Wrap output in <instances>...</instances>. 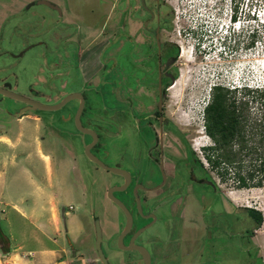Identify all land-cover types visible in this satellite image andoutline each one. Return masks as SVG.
I'll list each match as a JSON object with an SVG mask.
<instances>
[{
	"label": "rangeland",
	"instance_id": "374dc122",
	"mask_svg": "<svg viewBox=\"0 0 264 264\" xmlns=\"http://www.w3.org/2000/svg\"><path fill=\"white\" fill-rule=\"evenodd\" d=\"M53 1L62 11L68 12L67 21L70 24L60 23L61 16L57 14V10L44 3L34 0H0V28L6 35L0 39V76L15 84V92L25 95L29 92V86L39 88L37 83L42 74L55 73L48 68L51 63L57 62L64 64V67L58 70L61 73L53 77V80L56 84L63 85L62 91L73 89L79 85L80 79L76 78L73 69L67 74L64 73L70 68L73 60L69 47H65V51L58 48L54 52H46L40 44L26 49H23V45L38 37L54 44L58 40L52 36L53 31L62 33L71 30L73 33L83 31L90 34L101 24L107 29L116 28V38L106 42L102 49L100 59L104 66L99 73V82H95V79L83 82L88 84V88L84 90L80 119L100 125V128L95 130L98 142L90 147L92 153L108 165L120 155L121 164L128 165L131 152L129 132L126 131L118 137L113 136L116 123L106 122V114L116 107L129 105L132 62L127 33L139 27V17L142 18L145 13L139 7L138 0ZM162 1L163 9H167L169 13L159 31V38H167L177 45L176 60L171 67L174 76L179 75L171 92L170 89L167 90V113L177 120L180 127L189 130L193 153L208 175L214 179L222 206L228 210L232 209L236 220L227 234L217 229V249L210 261L204 255H197L196 239L202 238L203 235V230L197 227L198 224L201 225L198 203H189L187 206L189 213L194 215L189 222L176 226V222L172 221L167 230L168 223L157 220L139 234L137 241L145 243L150 249V264H264V187L236 188L230 180L219 179L202 151V146L211 143L210 137L203 129V106L210 96L213 83L227 86L243 82L264 85V0ZM231 13L235 14L234 17L230 16ZM95 49L89 46L88 55L82 56L86 60L94 61L90 64L93 67L89 66L90 72L99 63L95 62ZM10 51L16 53L14 57L9 55ZM33 99L46 103L57 101L53 96L49 99L33 96ZM77 104L78 100L71 98L54 110L26 111L39 115L45 124L48 120L51 124L55 120V125L65 130L63 133L58 132V135L73 143L81 157L74 166H71V161L66 162L68 184L65 183L64 186L68 185V188L63 186L62 194L58 192L59 196L61 195L57 205L58 232L53 231L51 227H45L48 237H44L42 230L37 226L38 223L36 225L35 221L29 222L25 213H7L9 208L0 211V214L7 213L12 219L8 227L6 222L1 220L3 229L10 230L22 239L21 250H24L26 255L37 254L34 250L42 245L38 240L44 242L43 244L52 245V240L55 239V245L63 249L58 252L56 258L59 264H82L81 257L90 260L89 264H101L94 249L97 218L101 229V249L107 261L110 264H131L124 260L122 252L117 250L111 241L112 234L124 220L120 208L107 197L108 188L114 185L118 178L115 173L89 159L84 153L81 139L75 134L70 135L69 131L66 132L68 129L74 130L71 115ZM19 105L18 99L0 94V124H18L9 116L8 111ZM84 141H89L88 135L84 136ZM101 146L107 150L104 155L100 150ZM42 150L44 151L45 147ZM55 153L66 157L63 147L59 145ZM21 158L22 155L19 154L14 160L10 159L11 163L7 160L3 167L5 188L10 192L33 187V184L26 183V172L18 169ZM32 160L34 168L28 171L35 183L44 170L46 171V166L42 157L33 156ZM199 188L204 189V186ZM128 189L129 187L126 190L113 191V194L126 205L135 219L140 218L136 225H141L144 219L135 216L136 206L128 194ZM138 198L143 212L147 202L143 201L139 193ZM68 205H71V208L65 212ZM213 206L220 208L218 200ZM247 206L259 209L262 213V222L256 228H252V221L241 209ZM154 211L160 216L163 209L160 207ZM220 220L222 222L223 218L219 214L217 221ZM108 236L110 245L105 242ZM155 238L157 241H169L168 252L162 256L157 254L160 251L157 243H152ZM28 249L34 250L30 253Z\"/></svg>",
	"mask_w": 264,
	"mask_h": 264
},
{
	"label": "flooded vegetation",
	"instance_id": "af4514ba",
	"mask_svg": "<svg viewBox=\"0 0 264 264\" xmlns=\"http://www.w3.org/2000/svg\"><path fill=\"white\" fill-rule=\"evenodd\" d=\"M49 1L51 5H46L57 10V14L61 16L60 23L70 24L67 21L68 12L62 11L55 1ZM138 4L145 14L142 18L139 17V20H141L139 27L137 26L127 33L132 62V85L129 105L128 107H116L115 110L106 114V122L112 121L116 123L114 124L115 131L113 136L118 137L128 131L131 138L128 165L121 164L120 155H117L111 164L116 168L123 169V172L128 174L127 184L123 189H115L113 191L126 190L129 187L128 194L132 197L136 206L135 216L144 219L141 225H136L140 218L135 219L134 215L130 213L131 223L128 230L121 236V242L124 245H128V241L131 238L133 243L143 245L148 251L151 262L152 253L150 249L145 243L137 241L139 234L145 228L156 223L157 220L168 223L166 225L167 230L172 221L176 222V226L182 225L183 222H189L194 218V215L189 213L187 206L189 203H198L200 207L198 215L201 217V225L198 224L197 227L203 230V235L202 238L198 239L197 237L196 239L197 255H204L210 261L217 249L215 243L217 229H221L224 234H227L236 219L232 209L228 210L222 206L214 179L208 175L193 153L189 130L180 127L177 120L170 117L167 113V90L170 89L171 92V88L175 86L179 79L178 75L170 84L171 76H174L171 66L176 60V54L174 53L173 45L167 38H159V31L163 27L164 20L168 17L169 12L167 9H163L164 3L162 0H144V4L138 0ZM57 33L53 31L52 34L58 40L54 44L48 43L45 38L38 37L32 42L24 44L23 49L35 44L43 45L46 52H54L58 48H62V51H65L64 48L69 47L72 50L70 56L73 57V60H71L72 65L70 68L65 70L64 73L67 74L73 69L76 72V78L80 79V83L73 89L62 91L61 87L63 85L56 84L53 77L61 73L58 70L64 67V64L54 62L50 64L48 70H53L55 73L42 74L40 76L41 79L37 83L39 88L28 87L29 92L25 96L29 98L33 99V96H40L44 99H49L53 96L59 100L71 91H79L83 96L84 90L88 88V84L83 83L85 80L95 79V82H99V73L104 66L101 64L102 60L100 59L102 49L106 42L116 38V28L107 29L104 24H101L94 33L90 34L83 33V31L73 33L71 30ZM4 36L6 35L0 28V39ZM89 46L96 48L97 60L95 62H99L92 72L88 70L93 67L90 64L94 61L82 58L84 54L88 55ZM181 53L182 51L180 50ZM0 54L2 53L0 52ZM15 54L12 51L9 53L13 57ZM4 83L9 84L7 87L10 90L15 89V84L11 80L0 76V85L3 86ZM24 105L25 103L20 101V105L8 111V113L13 114L14 111ZM74 112L75 110H73V114ZM81 112L82 108L79 113L81 125L94 131L100 128V125L96 122L90 123L80 119ZM73 114L71 115L72 118ZM72 132L79 137L75 127ZM85 135H88L89 140H91L89 134L85 133ZM97 142L98 138H96L92 146ZM100 148L104 155L107 150L103 146ZM113 173L118 178L114 185L122 184L124 176L118 172ZM200 186H204V189H200ZM138 193L141 194L143 201L147 202L146 209L143 212L140 209ZM217 200L220 203L219 209L213 206ZM160 207H162L163 212L158 216L154 210ZM241 209L246 214V208L241 207ZM219 214L223 218L222 222L221 220L217 221ZM123 224L124 220L112 234L111 241L114 247L122 252L125 261L131 264H143L142 257L136 249H125L117 245V236ZM143 226L146 227L135 234ZM109 236L105 239L108 245L111 244L110 241L108 242ZM156 238L153 239L152 243H157V246L160 247V251L157 254L162 256L168 252L169 241H157L158 239Z\"/></svg>",
	"mask_w": 264,
	"mask_h": 264
},
{
	"label": "crops",
	"instance_id": "0c3cea01",
	"mask_svg": "<svg viewBox=\"0 0 264 264\" xmlns=\"http://www.w3.org/2000/svg\"><path fill=\"white\" fill-rule=\"evenodd\" d=\"M8 114L18 124L15 126L0 124V211L9 208L7 213L12 211L16 215L27 214L29 222L35 221L36 225L38 223L37 226L42 230V235L48 237L46 230H44L45 227H51L56 232L59 230L57 205L61 195L59 196L58 192L62 194V187L65 183L68 184L66 162L69 160L71 166L76 165L78 159H81L79 150L73 143L58 135V132L63 133L65 130L59 129V126L55 125L54 122L52 125L48 120L46 125L41 121L39 115L32 112H24L20 115ZM67 131L70 135L74 134L70 129ZM44 143L46 145H43ZM58 145L63 147L65 158L55 153ZM44 147L45 150L43 151ZM19 154L22 155V158L18 164V169L26 172V183L33 184V187L30 189L20 188L19 191L10 192L9 189L6 190L5 188L2 176L3 167L7 160H14V157ZM33 156L42 157L46 166V171L44 170L40 179L35 183L28 171L34 168ZM66 186L68 188V185ZM66 186H64L65 189H67ZM69 186L71 187V184ZM61 210H63L62 207ZM65 212H68V209ZM7 213L1 212L0 214V264H59L56 258L58 252L63 249L55 245V239L52 240V245L43 244L44 242L38 240L37 242L42 245L36 250L33 249L37 254L26 255L24 250H21L22 239L10 230L5 231L3 229L1 220L6 222L7 227L11 225L12 219ZM33 250L28 249L27 251L31 253ZM81 260L82 264H89L90 262L86 257H81Z\"/></svg>",
	"mask_w": 264,
	"mask_h": 264
},
{
	"label": "trees",
	"instance_id": "16d2710c",
	"mask_svg": "<svg viewBox=\"0 0 264 264\" xmlns=\"http://www.w3.org/2000/svg\"><path fill=\"white\" fill-rule=\"evenodd\" d=\"M210 89L203 106V129L211 139L202 146L207 163L236 188L264 187V85L213 83ZM245 208L252 228L258 227L261 211Z\"/></svg>",
	"mask_w": 264,
	"mask_h": 264
},
{
	"label": "water",
	"instance_id": "95a60500",
	"mask_svg": "<svg viewBox=\"0 0 264 264\" xmlns=\"http://www.w3.org/2000/svg\"><path fill=\"white\" fill-rule=\"evenodd\" d=\"M34 2L51 5L49 0H34ZM140 2L142 4H144V0H140ZM156 38H157V33H156ZM175 78H176V76H171L170 84L175 80ZM7 85H9V84L4 83L3 86L0 85V93L2 95L9 96V97H12L14 99H18V100H20V101L25 103L24 106L18 108L16 111H14L13 115H19L25 110H34V109L54 110V109L59 108L67 100H69L71 98L78 99V104H77V107L75 108V112L73 114V123H74L75 129L78 131L77 134L79 135V138L83 142L84 153L87 155V157L89 159L94 161L97 165L103 167L104 169H108V170H110L112 172L121 173L124 176V182L122 184L117 185V186L116 185H111L108 188V190H107V197L109 199H111L120 208V210L124 214V224H123L122 229L120 230V232H119V234L117 236V245L119 247H122V248H125V249H132V248L136 249L140 253L141 257H142L143 264H150L148 251L146 250V248L143 245L133 243L131 241V238L128 241V245H124L121 242V236L128 230V228L130 226L131 214H130L129 210L127 209L126 205L118 197H116L113 194V190H115V189H123L126 186L127 180H128V174H125V172H123L124 170L121 169V168H116L113 165L105 164L104 162L101 161V159H99L98 156H96L90 150V147L92 146V144L96 140L97 135H96V132L93 129L81 125V123L79 121V113H80L81 108L83 106V96H82V94L79 91H71V92L67 93L65 96H63L61 99H59V100H57L55 102L46 103V102H40L38 100L29 98V97H27L25 95H22V94L17 93V92H15L13 90H10L7 87ZM85 133L90 135L91 140H89L87 142L84 141V134ZM137 207L139 209V205L138 204H137ZM144 227H146V226H143V227L139 228L135 232V234L140 232ZM101 241H102L101 229H100V226L98 225L97 218H95L94 249H95L96 255H97L99 261L101 262V264H110L107 261V258L105 257V255H104V253H103V251L101 249Z\"/></svg>",
	"mask_w": 264,
	"mask_h": 264
},
{
	"label": "built area",
	"instance_id": "2783aa9c",
	"mask_svg": "<svg viewBox=\"0 0 264 264\" xmlns=\"http://www.w3.org/2000/svg\"><path fill=\"white\" fill-rule=\"evenodd\" d=\"M69 208H71V205H68V206H67V209H69ZM69 264H72V263H69Z\"/></svg>",
	"mask_w": 264,
	"mask_h": 264
},
{
	"label": "clouds",
	"instance_id": "9594fccd",
	"mask_svg": "<svg viewBox=\"0 0 264 264\" xmlns=\"http://www.w3.org/2000/svg\"><path fill=\"white\" fill-rule=\"evenodd\" d=\"M222 43H223V41H222Z\"/></svg>",
	"mask_w": 264,
	"mask_h": 264
}]
</instances>
